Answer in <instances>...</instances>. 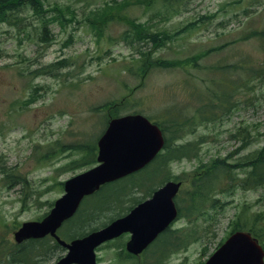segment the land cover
Wrapping results in <instances>:
<instances>
[{
	"label": "rangeland",
	"instance_id": "obj_1",
	"mask_svg": "<svg viewBox=\"0 0 264 264\" xmlns=\"http://www.w3.org/2000/svg\"><path fill=\"white\" fill-rule=\"evenodd\" d=\"M30 5L0 22V264H12L18 228L42 218L63 183L96 163L108 122L131 113L184 124L175 145H186L189 156L164 167L183 183L176 201L184 215L140 258L119 261L126 235L97 249L98 264H206L235 228L241 231L238 221L264 224V186L246 187L251 163L238 164L264 146V0ZM139 26L163 34L165 43L139 41ZM210 111L216 117L204 119ZM196 174L208 183L202 197L192 194ZM213 176L221 180H208ZM133 181L157 188L162 177L152 168ZM123 190H103L83 202L84 211ZM106 221L84 223L93 229ZM55 255L37 249L30 264H52Z\"/></svg>",
	"mask_w": 264,
	"mask_h": 264
},
{
	"label": "water",
	"instance_id": "obj_2",
	"mask_svg": "<svg viewBox=\"0 0 264 264\" xmlns=\"http://www.w3.org/2000/svg\"><path fill=\"white\" fill-rule=\"evenodd\" d=\"M165 141L160 128L141 114L112 119L98 141L99 164L66 181L65 193L41 221L25 222L14 233L19 244L48 235L68 249L54 264H97L95 249L103 243L131 233L126 249L140 255L177 218L174 202L181 183L168 182L152 198L137 205L129 214L106 227L70 243L57 230L73 217L86 196L102 185L135 173L158 155ZM206 264H264V251L258 241L246 232H236L210 257Z\"/></svg>",
	"mask_w": 264,
	"mask_h": 264
},
{
	"label": "trees",
	"instance_id": "obj_3",
	"mask_svg": "<svg viewBox=\"0 0 264 264\" xmlns=\"http://www.w3.org/2000/svg\"><path fill=\"white\" fill-rule=\"evenodd\" d=\"M39 2H41V0H0V22L12 21L13 15L11 14V12L14 10H19L21 7L25 6L26 4H31L30 6L37 11L38 8H40V5L38 6ZM135 33L139 41H142L144 43L150 42L154 47L161 46L162 44L165 43V38L162 37L163 34L157 35L151 33L146 29H144L142 26H139V28ZM145 57L144 58L141 57L142 67H145L146 65ZM152 65H153L152 67H165V68L170 66V64L164 62L161 63L154 62ZM47 69H49V67L42 69L41 71L43 72L39 70L38 73L39 74L48 73ZM203 116L204 119L206 120L213 119L216 117L215 113H213L212 111H210L209 115L205 116L203 114ZM177 117L179 116L177 115ZM157 124L162 128V131L165 135V139H166V144L164 148L165 153L163 152L159 154L156 160L154 161V163L144 171L132 175L126 179H123L118 183L106 185L98 193H96L95 196L93 197H97V195L100 194L103 190L108 189L110 187L111 188L122 187L124 189L123 191L119 192L118 195L113 196L111 199L106 201L101 206L93 207L88 212L84 211L81 208L78 211L77 215L72 219L73 221L71 220L69 222L74 223V221L79 220L82 215H85L86 218L85 220L84 219L81 220V223L79 224L75 234L70 235L69 236L70 238L84 236L88 232L99 228V226H96L93 229H88L87 227L90 225H94L97 222L102 221L106 218H108V221L103 222L102 226H105L107 223H110L116 218H119L127 214L136 204H138L139 202L150 196L155 191L154 187L145 189L143 184H141V182L133 181V180H137V177L141 176L147 170L155 168V172L160 174V176L162 177V181L159 184L160 186L166 181L170 180L169 173H167V171L164 170L165 165L171 161L181 160L185 156H189V152L187 151L186 145H178V146L175 145V143L181 139L182 133L185 132L184 124L183 125L180 124V121L177 118L173 120L165 119L164 121H158ZM192 125H195L193 124V121L191 126ZM91 150H94V148H91ZM218 163H219L218 167L222 168L224 165L223 161H218ZM245 163H251L252 169L246 176L245 180H242V183H247L246 187L264 186V146L260 149V151L253 153L251 158H247L246 160H241L240 162H238L239 165ZM162 173H166V174L163 175ZM207 174L208 172H205L203 175H207ZM191 180H193V185H194V190L192 194L196 197L198 196L202 197L203 193L201 190H203L208 186L207 182L202 181V180H206L205 177L196 174L192 177ZM208 180H221V178L213 176ZM209 189L211 188H208V190ZM134 190L138 191L139 193H141L142 191H146V192L144 193L142 198L135 199V196L132 195ZM128 198L132 202H127ZM198 210L199 209H197L196 211ZM183 215L184 214L182 210H179V217H182ZM189 216H191V214ZM84 222L86 223L88 222V226ZM259 223L260 220H258L257 217H255L252 219V223L250 227H247L246 224H241L239 221L237 222V225L240 226V230L250 232L255 238L259 240V242L264 247V228H263L264 224L259 227ZM236 229L237 228H235L234 231H236ZM45 243H51V245L48 248H45ZM37 249H43V252L50 249L52 252L56 254L55 256L57 257L58 256L60 257V253H62L63 251L62 248L52 239L47 238L43 240H31L24 243L23 245H19L16 247V252L13 254L11 263L30 264V262L33 260V254ZM124 259H134V257L125 252L124 244H123L122 249L119 253V261H122Z\"/></svg>",
	"mask_w": 264,
	"mask_h": 264
}]
</instances>
